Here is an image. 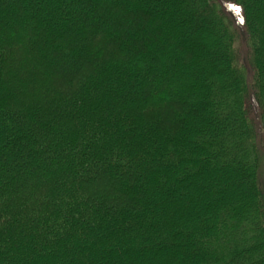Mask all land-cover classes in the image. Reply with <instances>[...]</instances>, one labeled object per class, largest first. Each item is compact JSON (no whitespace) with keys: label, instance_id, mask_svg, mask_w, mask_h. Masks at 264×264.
<instances>
[{"label":"trees","instance_id":"1","mask_svg":"<svg viewBox=\"0 0 264 264\" xmlns=\"http://www.w3.org/2000/svg\"><path fill=\"white\" fill-rule=\"evenodd\" d=\"M0 264H264V0H0Z\"/></svg>","mask_w":264,"mask_h":264},{"label":"rangeland","instance_id":"2","mask_svg":"<svg viewBox=\"0 0 264 264\" xmlns=\"http://www.w3.org/2000/svg\"><path fill=\"white\" fill-rule=\"evenodd\" d=\"M235 18L238 20L240 19V12H239V9L238 7L234 8V12H233ZM240 22V21H239ZM236 41H235V46H236V49L238 51V55H239V62H243L244 61V58L243 56H245L246 54L243 52L242 48L244 46V43H243V46H242V41L240 39V37L236 36ZM246 46V45H245ZM247 56V55H246ZM248 57V56H247ZM241 64V63H240Z\"/></svg>","mask_w":264,"mask_h":264}]
</instances>
